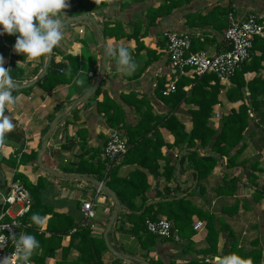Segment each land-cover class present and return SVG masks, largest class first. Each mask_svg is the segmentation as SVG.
I'll return each mask as SVG.
<instances>
[{"label": "crops", "instance_id": "0c3cea01", "mask_svg": "<svg viewBox=\"0 0 264 264\" xmlns=\"http://www.w3.org/2000/svg\"><path fill=\"white\" fill-rule=\"evenodd\" d=\"M162 1L142 0L121 8L118 0H111L98 13H85L79 9L77 10L79 16L70 17L66 11L76 5V0H69L70 6L64 10L67 17L63 19L66 21L82 16L87 19L68 23L62 29L63 40L50 54L29 59L11 49L6 52L4 67L8 69L13 66L17 70L16 78H12L15 85L13 95L17 100L5 110V114L12 119L15 127L6 134L5 142L0 144V214L6 209L8 215L5 218L10 219L19 209L17 206L7 208L1 205L2 194L4 195L13 183L15 174L27 176L32 181L40 177L45 185V190L41 194L42 205L51 208L55 214L69 217L78 228H87L91 238L103 239L111 216L115 215L107 235L108 243L115 252L128 256L129 259L121 260L115 257L105 246L106 249L101 252L105 264H116L115 259L119 261L117 264H141L140 260L145 263L152 261L161 264H199L198 262L204 260L205 264H216L215 258L207 259L192 254V251L207 248L204 238L205 224L195 216L191 218L192 226L196 222H201L203 227L197 231L193 230L195 234L190 238L192 251L185 250L186 241H163L157 238L149 251L143 250L141 242L145 238L144 232L140 231L137 235L132 233L133 224L121 215L123 211L108 196L102 192L97 193V188L89 181H100L105 185L108 180L104 179L105 174L101 180L95 175L91 178L82 173L78 174L85 179V182H81L74 179L75 174L67 175L64 172L76 166L82 158L81 161L96 168L100 163H104L106 172L111 168L116 178L139 180L140 183L134 192L136 194L134 204L139 209L143 205L163 199L186 196L187 192L190 200H194L198 206H204L219 219L215 223L218 231H222L224 223L237 235L239 246L243 249L247 250L249 242L259 237L264 255V199L256 203L253 198L255 187L264 185V107L251 109L249 126L243 133L240 145L232 151L234 153L243 146L236 159V163L240 165L227 168V158L219 160L208 178L199 182L205 188L204 195L197 193L199 190H196L193 178L189 177L186 171L187 164L177 167V163L186 152L175 147H167L173 143L174 138L163 129H159L155 139L149 135L147 141L145 140L149 144H155L150 145L149 152H154L156 159L146 157L145 149L138 147L132 151L125 163H122L123 158L116 160L111 167L105 163L102 150L112 136L117 135L127 141L124 128H130L136 135L140 120L145 121V125H151L158 117L170 111V106L157 94L160 83L163 82L165 86L174 78L165 53L164 32L188 34L193 39L194 51L202 50L212 55L224 51L227 47L222 36L230 17L241 19L249 13L264 15V0H190L173 9L169 15L156 18L152 24L147 13L158 8ZM225 8L228 9L226 13L223 12ZM116 25L119 28L115 27ZM15 40L16 36L13 35L14 43ZM261 40L264 41V38ZM106 46L128 48L137 64L135 72L129 76L121 70L116 58L112 56L105 58ZM51 55H54L56 63H65L67 56L76 57L79 70L70 84L60 85L53 91L45 93L36 84L45 73L51 61H48V56ZM255 55H259V51H255ZM103 60L105 71L97 89L99 94L97 96L94 94L87 101H83L82 98L91 91L98 77ZM261 66L263 69L258 72H245L240 79V83L243 82L242 99L235 98L231 93L237 87L232 80L220 84L218 102L212 108V115L208 121L215 130L219 129L218 122L222 116L238 111L242 105L248 106L247 83L257 78L264 81V62ZM37 79L39 81L33 86L20 89ZM76 79L83 83L77 86L74 83ZM190 88V85H186L182 89L187 93V97L190 95ZM132 95L137 101L144 102L140 110L144 112L143 114L136 108L135 99L130 98L129 102L123 100V97ZM104 97L111 100L122 112L112 121L114 127L107 123L105 115L107 106L100 109L97 107ZM194 110H197L196 105L182 104L173 112L186 132H189L193 125L188 111ZM58 114L62 117L54 132L47 138L46 151L40 166L37 162H29L23 168L12 169L3 163L2 160L8 154L18 157L21 154H38L42 138ZM216 114H219V119H216ZM198 153L200 156L207 155L210 153L209 148L199 149ZM142 163L144 168L141 166ZM165 166H173L175 169L171 172L173 178L169 181L166 180L168 169ZM45 168L62 175V178L46 173ZM153 173L159 177H154ZM232 178L237 180V188L233 195L218 196L215 189L222 187L225 181ZM84 203L91 204L94 218H85L82 211ZM236 203L238 210L232 214L229 209ZM245 206L250 207V210H246ZM54 221V217L46 215L41 221L39 233L46 231ZM45 238H49L50 243L54 242L53 235L49 233H46ZM227 239V233H219L216 247L219 255ZM76 246L77 240L71 243L69 236H64L60 241V248L55 251L49 250L44 243L38 248L37 255L41 256L50 251L51 254L45 258L44 264H57L63 259V251L67 249L66 261H75L79 254ZM146 252L147 259L143 257Z\"/></svg>", "mask_w": 264, "mask_h": 264}, {"label": "trees", "instance_id": "16d2710c", "mask_svg": "<svg viewBox=\"0 0 264 264\" xmlns=\"http://www.w3.org/2000/svg\"><path fill=\"white\" fill-rule=\"evenodd\" d=\"M109 1L111 0H76V5L69 8L66 13L70 17L79 16V13L77 12L79 9H82L85 13H98L107 6ZM118 1L121 8H124L130 4L141 2L142 0ZM189 1L190 0H163L158 8L149 10L147 15H149L151 23L154 24L156 18L169 15L173 9ZM227 11L228 9H223L224 13ZM202 20H205V18H202ZM115 27L118 26L116 25ZM13 45V35L5 34L4 44L0 43V54L4 56L8 50H13ZM225 49H227V47ZM255 51H259V55H255ZM65 61V63H56L54 61V55H51V61L48 64L45 73L36 84L43 92L49 93L60 85H68L77 75L79 70L78 59L73 56H67ZM262 62H264V41L260 38H256L253 41L249 63L243 65L230 79V81L232 80L237 86L236 89L231 92L235 98L242 99L241 88L243 82L240 83V79H242L243 74L251 71L258 72L263 69L261 66ZM8 69L11 77L16 78L15 72L17 70H15L13 66H10ZM60 71H62V73H60ZM186 85L191 86L189 91L190 95L188 97L187 93L182 90ZM247 87L249 90L247 94L249 97L248 106L242 105L239 107L238 111H233L227 116H222L218 122L219 129L215 130L208 121L212 115V108L218 102V95L221 90L220 82L216 76L203 75L194 77L193 79L180 77L176 83L175 92L167 96L163 95L164 83H160L157 94L160 99L170 106V111L166 115L158 117L151 125H145V121L140 120L137 124L139 131L136 135L130 130V128H124L126 131L125 138L127 139L128 150L123 157L122 163L127 162L132 151L138 147L145 149L144 153L146 157L151 156L152 159H156L155 153L149 152L150 145L154 146L155 144H149L146 141L149 135H151V138L155 139L159 134V129H163L168 135L174 138L173 143L167 147H175L182 152H186V155L181 157L180 161L177 163V167L187 164L186 171L189 177L193 178L195 188L197 191L199 190L197 193L204 195L205 188L203 185L199 184V182L208 178L219 160L224 157L227 158V168L240 165L236 163V159L242 152L243 146H240L234 153L232 151L240 145L243 139V133L249 126L251 121L249 112L251 109L253 108L257 110L259 106L264 107V81H261L258 78L253 79L247 83ZM98 94L99 90L96 91L95 96ZM130 98L135 99V96L123 97V100L129 102ZM135 101L136 108L140 112L144 102H139L136 99ZM182 104H193L197 106V110L188 111L191 115V121L193 122L192 129L189 132L185 131L184 126L173 114V112ZM106 106L107 112L105 115L107 117V123H109L110 127H114L112 121L116 120L122 112L111 100L104 97L102 103H98L97 107L100 109V107L106 108ZM140 113L143 114L144 112ZM159 145H161V143H159ZM207 147L209 148L210 153L200 156L198 150ZM81 160L76 166L68 168L64 172L67 175L82 173L91 178L92 175H95L98 180H101L105 174L104 179H108L107 182H105V186L115 193L120 206L119 209L123 211L121 215H124L127 220L132 222V233L137 235L140 231L144 232L145 238L141 242L143 250L149 251V248L153 247L155 244L156 239L154 236L147 233L145 226L146 221L154 222L159 220L161 216H164L168 221H171L173 226L178 230L180 241H186L187 245L185 250L192 251L190 238L193 237L195 233L193 231L191 218L195 216L205 224L204 238L207 248L199 251H192V254L208 259L209 257L215 258L235 252L245 258L251 257L253 264H264L263 248L261 247L259 237H256L249 242L247 250L243 249L239 246L237 235L224 223L222 231H218L215 227V223L218 222L219 219H216L208 209H205L204 206H198L194 200H190L187 192L186 196L163 199L148 205H143L139 209L134 204V198L136 195L134 192L140 183L139 180L131 178H116L115 172L111 168H108L109 170L106 172L104 163H100L98 168H96L95 166L93 167ZM2 161L9 168H23L29 162L36 163L37 153H31L29 155L21 154L19 157L18 155L12 156L11 154H8ZM105 163L108 167H111L114 162L109 163L108 161H105ZM141 166L144 168L143 163ZM166 169H168L166 180L169 181L170 178H173L171 172L175 171V169L173 166H168ZM153 175L156 178L159 177L156 176L155 173H153ZM13 183H20L27 190L30 198L29 211L17 220L19 223V226L16 228L17 237L19 234H32L39 241L40 246L46 243L49 250L55 251L60 248L62 237L69 236L71 243L74 240H77L76 248L78 249L79 254L75 261L68 262L66 261V253L68 250L64 248L63 259L57 264H105L101 257V252L106 249L103 239L96 240L91 238L90 232L87 228H78L69 217L55 214L51 208L42 205L41 194L45 190L44 180L42 178L37 177L32 181L27 176H22L17 173L13 177ZM236 188L237 180L232 178L230 181H225L222 187H217L215 192L218 196H232ZM253 198L256 203L259 202L260 199H264V185L255 187ZM237 207L236 203L231 209H229L232 211V214L237 212ZM245 209L250 210V207L245 206ZM48 213L55 218V221L50 223L52 225H49L46 228V231L39 233L41 222L36 223L31 218L34 214H38L43 220L46 215H49ZM4 220L9 221L8 218H5ZM220 232L222 234L227 233L228 239L225 241L226 245L223 247V250L219 255L216 247ZM46 233L53 235L54 242L50 243V239L45 238ZM37 251L38 249L35 250L31 257V264H44L45 258L51 254L50 251L43 253L41 256L37 255ZM147 253L148 252L143 256L145 259H147ZM115 260L117 264L119 261L117 259ZM149 263L161 264L160 262L152 261H149ZM198 263L205 264L204 260Z\"/></svg>", "mask_w": 264, "mask_h": 264}, {"label": "built area", "instance_id": "2783aa9c", "mask_svg": "<svg viewBox=\"0 0 264 264\" xmlns=\"http://www.w3.org/2000/svg\"><path fill=\"white\" fill-rule=\"evenodd\" d=\"M222 37L227 44V49L211 55L202 50L192 51V38L188 34L164 32L165 53L174 78L164 86L163 95L167 96L175 92L176 83L180 77L193 79L203 75H214L220 84L230 81L243 65L249 63L254 39L264 38V15L249 13L241 19L230 17ZM4 40L5 34L0 35L1 44H4ZM219 118V114H216V119ZM127 150V141L114 135L106 142L102 154L105 161L113 163L123 158ZM99 192L101 191L97 188V193ZM1 200L3 207L17 206L19 209L9 221L4 220L8 215L6 209L0 214V235L6 237L5 248L0 249V260L14 252V244L18 238L16 228L19 223L17 220L24 216L30 208L29 194L20 183H12L7 192L2 194ZM82 211L86 219L94 218L90 203H84ZM145 226L147 233L158 240L180 242L178 230L166 218H160L154 222L147 220ZM202 227L201 222H196L193 230L197 231ZM12 264H17L15 257H13Z\"/></svg>", "mask_w": 264, "mask_h": 264}, {"label": "clouds", "instance_id": "9594fccd", "mask_svg": "<svg viewBox=\"0 0 264 264\" xmlns=\"http://www.w3.org/2000/svg\"><path fill=\"white\" fill-rule=\"evenodd\" d=\"M70 6L69 0H0V35H15L13 50L29 59H36L50 54L63 40V27L67 21L64 10ZM67 17V16H66ZM116 58L121 70L132 75L137 64L128 48L106 46L104 57ZM5 58L0 54V144L6 140V134L15 125L5 114L9 105L16 103L13 95L15 85L9 69L4 67ZM79 86L83 82L76 79ZM40 223L42 218L34 214L31 218ZM6 237L0 235V249L5 248ZM40 247L39 241L32 234H19L14 244V252L0 260V264H12L15 257L17 264H31V257ZM216 264H253L251 257H242L238 253H229L215 257Z\"/></svg>", "mask_w": 264, "mask_h": 264}, {"label": "water", "instance_id": "95a60500", "mask_svg": "<svg viewBox=\"0 0 264 264\" xmlns=\"http://www.w3.org/2000/svg\"><path fill=\"white\" fill-rule=\"evenodd\" d=\"M86 19H87V18H86L85 16H82V17H79V18H69L68 20H66L67 22L65 23L64 27H65L68 23H77V22H81V21L86 20ZM64 27H63V28H64ZM50 60H51V56H48V61H50ZM104 71H105V61L103 60V62H102V67H101V70L99 71L98 77L96 78V80H95V82H94V85H93L91 91H90L88 94H86V95L82 98L83 101H87L90 97H92V96L96 93V91H97V89H98V86H99V84H100V82H101V80H102V78H103ZM41 77H42V75H41ZM36 81H39V80L37 79V80H35L34 82H31L30 84H28V85H26V86H22V87H20V89H24V88L31 87V86H33V85L36 83ZM61 117H62V115H61V114H58V115L53 119V121L51 122V124H50V126H49L48 131L46 132V134H45V135L43 136V138H42L41 150H40V151L38 152V154H37V161H36V162H37V165H38V166L41 165V163H42V160H41V159H42V156H43V154H44L45 151H46L47 138H48V136H49L51 133L54 132V130H55V128H56V126H57L59 120L61 119ZM44 171H45L46 173H48V174L54 176V177L62 178V175H60V174H58V173L52 171L51 169L45 168ZM74 179H76V180H78V181H81V182H85V179H84L82 176L78 175V174H75V175H74ZM89 181H90V182H91L96 188H99L100 191H101L103 194H105L106 196H108V197L111 199V201H112L115 205L118 206V208L120 207V206H119V203H118V200H117L116 195H115L114 192H112L108 187H106V186H105L102 182H100V181H92V180H89ZM114 219H115V215L113 214V215L111 216L110 222L108 223V225H107V227H106V230H105V232H104V234H103V240H104L105 246H106V248L109 250V252H111L115 257H117V258H119V259H121V260L129 259L128 256H125V255H123V254H119V253L115 252V251L110 247V245H109V243H108L107 235H108V233H109V231H110V229H111V226H112V224H113ZM139 262H140L141 264H149V263H145V262L142 261V260H140Z\"/></svg>", "mask_w": 264, "mask_h": 264}]
</instances>
